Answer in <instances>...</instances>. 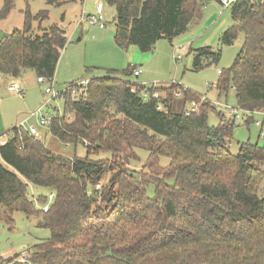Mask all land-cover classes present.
I'll return each instance as SVG.
<instances>
[{
  "label": "trees",
  "instance_id": "trees-1",
  "mask_svg": "<svg viewBox=\"0 0 264 264\" xmlns=\"http://www.w3.org/2000/svg\"><path fill=\"white\" fill-rule=\"evenodd\" d=\"M105 1L115 11L116 46L149 52L197 24L212 0ZM13 2L3 0L0 18ZM28 2L23 27L0 40V74L19 78L31 70L49 80L66 32L56 23L42 27L47 10L31 15ZM228 7L231 24L218 42L231 45L240 33L243 40L215 88L218 97L233 88L237 107L249 113L241 119L247 126L254 112L264 113V0ZM220 56L219 48L199 47L192 69ZM134 70H107L82 89L72 82L57 97L63 108L51 115L48 132L73 149L80 144L84 156L55 153L27 122L7 131L0 143V224L12 228L17 211L41 217L49 236L22 250L29 264H264V143H239L232 154L226 144L237 119L182 84L154 88L127 79ZM209 112L216 125L208 123ZM137 149L147 151L143 161ZM29 186L49 193L34 196Z\"/></svg>",
  "mask_w": 264,
  "mask_h": 264
},
{
  "label": "rangeland",
  "instance_id": "rangeland-1",
  "mask_svg": "<svg viewBox=\"0 0 264 264\" xmlns=\"http://www.w3.org/2000/svg\"><path fill=\"white\" fill-rule=\"evenodd\" d=\"M62 1L64 2L58 6L48 5L45 0H29L28 2L31 15H35L40 10H47V18L42 19L40 24L42 27L56 23L66 32L68 43L61 52L54 78L58 86L62 87L65 84L90 79L93 76H104L110 69L122 72L127 66H131L138 67L141 73L138 77L128 76L127 79L131 81H137L146 86L152 85L154 88L167 87L170 83H179L202 95V99L209 100L217 109L225 111L220 104L231 108L237 107L233 88H229L226 96L221 94L219 97L215 88L219 76L218 71L231 66L243 40V34L240 33L231 45L221 46L218 42L222 30L231 24L229 7L223 8L216 0L209 1L204 7L199 22L190 27L183 35L174 38L172 45L167 39H162L158 45H163V49H159V46L157 50L154 47L149 52H141L138 49L137 57L130 58L129 47L121 49L113 41L115 11L105 0ZM97 2L103 5L104 29L89 25L85 20L79 22L81 15L87 16L95 12ZM2 5L3 0H0V9ZM207 5L217 6L215 17L218 19L211 27H209L211 19L208 20L209 15L206 13ZM25 8V0H14L8 14L4 18H0V40L4 34L23 27ZM32 23L36 29L39 24L38 20L33 19ZM179 43L184 45L186 50L181 61H175L172 56L173 46ZM203 46H210L213 50L219 48L221 56L216 64L195 71L192 69L194 50ZM139 63L142 65L139 66ZM86 69H92V71H86ZM36 77L33 71L27 70L19 80H15L24 89L23 96L20 97L8 90L7 87L12 82L11 79L0 74V141L7 138V131L11 127L16 126L26 114L39 107L41 111L39 110L37 116L45 115V112L53 114L56 110L62 111V101L58 98L49 99V96L44 92L49 81L40 83L37 82ZM153 95L158 97L161 94L155 91ZM47 98L49 100L42 106ZM226 115H228L227 111ZM253 119L254 121L247 126L243 124L242 120H237L233 137L227 140L226 144L232 154L237 153L239 143L248 140L252 143L257 142L259 145L264 143V136L260 135V126L255 124L256 120L263 121L264 130V113L254 114ZM28 123L36 124V117H31ZM208 123L210 125L218 123L215 113H208ZM38 129L44 144L55 153L68 157L74 154L85 155V149L80 144L73 149L71 145H64L59 139L46 132V127H38ZM137 153L141 157V161L147 156V151L143 149H137ZM100 156L104 155L100 154ZM160 160L163 164L168 161L166 157H161ZM130 165L132 168H138L140 163H131ZM48 193L47 188L29 186V194L37 196ZM40 223V216H27L22 212H15L12 228L4 223L0 224V254L14 256L16 253L22 252L25 247L47 238L49 231L41 227Z\"/></svg>",
  "mask_w": 264,
  "mask_h": 264
},
{
  "label": "built area",
  "instance_id": "built-area-1",
  "mask_svg": "<svg viewBox=\"0 0 264 264\" xmlns=\"http://www.w3.org/2000/svg\"><path fill=\"white\" fill-rule=\"evenodd\" d=\"M234 0H219L221 6L223 8H227ZM102 12H103V5L100 3V2H97L96 3V7H95V13L93 14H90V15H87L86 17V21L89 23V24H92V25H98L99 27H104L105 24L103 22V15H102ZM186 50V47L182 44H176L173 46V56H174V59L176 61H181L182 59V56H183V53L184 51ZM220 73V70L218 71ZM138 70L135 69L133 71V75L134 76H137L138 75ZM37 81L38 82H44V81H49V84H47L44 88V92L49 96L48 98L50 99H54V98H57L59 95H61L62 93L64 92H67L69 89H70V85L69 84H65L63 85L62 87L58 86L56 84V81L54 80V76H52L49 80H46L45 78L43 77H37ZM88 83V79H84V80H80V81H77L74 85L76 86H79L82 88H84ZM9 90H12V91H15L20 97L23 96V91H22V88L20 86H18L17 83H12L11 85H9ZM177 95H179V93H177ZM154 96V95H153ZM157 97V96H155ZM47 98V100L44 101V103L42 104L45 105L47 103V101L49 100ZM218 104H220V102H218ZM222 108L228 112V115L229 116H232L234 117L235 119L237 120H241L244 116V114H249L248 112H245L236 107V108H231L227 105H222ZM192 108H194L196 106L195 102H192L191 105H190ZM41 111L40 107L38 109H36L35 111L33 112H30L28 114V117H26L23 122H20L19 124L22 125V123H25L27 121V119L29 117H36V124H28V132L31 134V135H34V136H38L40 137V132H39V129L38 127H47L50 120H51V115H46V116H42V115H38L37 114ZM254 113H258V112H254ZM255 124L257 126H261L262 125V122L261 121H255ZM260 135L261 136H264V130L261 129L260 131ZM52 195L50 194L49 195V199H51ZM44 210L47 209V206H45L43 208ZM8 256H5L3 254H0V264H12L14 262H17V263H27V253L25 251H22L20 253V255L11 260V261H8ZM29 264V262L27 263Z\"/></svg>",
  "mask_w": 264,
  "mask_h": 264
},
{
  "label": "crops",
  "instance_id": "crops-1",
  "mask_svg": "<svg viewBox=\"0 0 264 264\" xmlns=\"http://www.w3.org/2000/svg\"><path fill=\"white\" fill-rule=\"evenodd\" d=\"M208 7H207V9L209 10V8H210V11H208L207 9H206V13H208V15H209V17H208V20L209 19H211L210 20V24H209V27H211L216 21H217V19L218 18H216L215 16H216V14H215V10H216V7L217 6H215V5H207ZM96 7V6H95ZM95 13V12H94ZM93 14V13H92ZM86 17L87 16H84V15H81L80 16V18H79V22L81 23L83 20H85L86 21ZM87 22V21H86ZM88 23V22H87ZM89 24V23H88ZM89 25H92V24H89ZM93 26H97L98 28H100V29H104L105 28V26L104 27H99L98 25H93ZM115 31V30H114ZM181 35H183V34H181ZM113 36H114V34H113ZM179 37V36H178ZM162 39H160V40H158L156 43H155V45H154V47H155V50H157V48H158V44H159V42L161 41ZM113 41H114V39H113ZM68 43V40H67V42H66V44ZM171 45L173 44V41L170 43ZM66 47V45L64 46V48ZM63 48V49H64ZM164 48V46L163 45H161V46H159V49H163ZM154 49V48H153ZM128 50H130L129 52H130V58H135V57H137V52H138V48L136 47V46H133V45H131V46H129V49ZM152 51V50H151ZM62 52V51H61ZM173 51H172V56H173ZM61 55V54H60ZM173 59H174V56H173ZM175 60V59H174ZM176 61V60H175ZM145 63V62H144ZM139 66H141L142 65V63H139L138 64ZM57 68V67H56ZM135 69H137L138 70V75L137 76H135V77H138L141 73H140V69L138 68V67H136ZM88 69H86V71H87ZM34 72V71H33ZM23 75V74H22ZM54 78H55V76H56V71H55V73H54ZM9 79H11V83L9 84V85H11L12 83H17L18 84V86H20L21 87V85L18 83V82H16L17 80H19L20 79V77L19 78H13V77H10V76H7ZM16 80V81H15ZM36 80H37V77H36ZM38 82V81H37ZM9 85H8V87H9ZM7 87V88H8ZM22 88V87H21ZM8 90H9V88H8ZM9 91H11V92H14V93H16L15 91H12V90H9ZM22 91H24V89L22 88ZM17 94V93H16ZM18 95V94H17ZM19 96V95H18ZM52 115V114H49V113H47V112H45V115H42V116H46V115ZM26 117H28V114H26V116H24V118L22 119V120H20L19 121V123L20 122H23V120L26 118ZM30 118L31 117H29L28 119H27V123L26 124H28V121L30 120ZM262 122V125H263V121H261ZM47 128V127H46ZM46 132H48V129H47V131ZM45 132V133H46ZM41 136V135H40ZM5 140V139H4ZM4 140H1L0 141V143H3L4 142ZM32 187V186H31ZM33 195V194H32ZM35 196V195H34ZM4 255V254H3ZM5 256H8V255H5Z\"/></svg>",
  "mask_w": 264,
  "mask_h": 264
}]
</instances>
